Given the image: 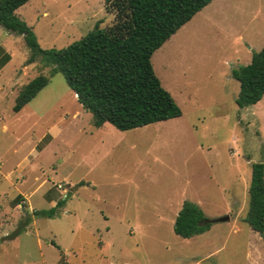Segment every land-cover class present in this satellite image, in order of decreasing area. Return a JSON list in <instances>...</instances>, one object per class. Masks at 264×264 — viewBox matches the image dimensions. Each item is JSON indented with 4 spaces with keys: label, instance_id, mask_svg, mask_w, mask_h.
Listing matches in <instances>:
<instances>
[{
    "label": "rangeland",
    "instance_id": "374dc122",
    "mask_svg": "<svg viewBox=\"0 0 264 264\" xmlns=\"http://www.w3.org/2000/svg\"><path fill=\"white\" fill-rule=\"evenodd\" d=\"M16 13L44 48L114 16L104 0H29ZM0 45V264H264V236L242 220L251 163L264 162V94L239 107L231 74L264 46V0H212L158 47L153 70L182 113L129 130L95 127L61 73L26 62L21 34L0 25ZM38 74L48 83L14 111ZM184 200L228 219L181 237Z\"/></svg>",
    "mask_w": 264,
    "mask_h": 264
},
{
    "label": "trees",
    "instance_id": "16d2710c",
    "mask_svg": "<svg viewBox=\"0 0 264 264\" xmlns=\"http://www.w3.org/2000/svg\"><path fill=\"white\" fill-rule=\"evenodd\" d=\"M28 1L0 0V25L23 36L30 49L27 63L39 60L50 67L51 75H63L95 127L107 122L119 130H129L181 115L180 107L155 74L151 56L211 0H104L106 9L114 14L112 22L104 27L96 23L60 48L40 46L32 28L18 16L16 10ZM8 60L0 45V68ZM231 74L239 82L235 98L239 107L260 100L264 94V46ZM48 81L44 74L31 78L17 92L12 109L19 111ZM247 194L242 220L264 236V162L251 163ZM61 203L62 199L34 214L52 216ZM209 219L196 203L184 200L173 231L190 237L208 229Z\"/></svg>",
    "mask_w": 264,
    "mask_h": 264
},
{
    "label": "water",
    "instance_id": "95a60500",
    "mask_svg": "<svg viewBox=\"0 0 264 264\" xmlns=\"http://www.w3.org/2000/svg\"><path fill=\"white\" fill-rule=\"evenodd\" d=\"M228 219V216L227 215H225V216H222V217H220V218H210L209 219V221L210 222H214V221H223V220H227Z\"/></svg>",
    "mask_w": 264,
    "mask_h": 264
},
{
    "label": "crops",
    "instance_id": "0c3cea01",
    "mask_svg": "<svg viewBox=\"0 0 264 264\" xmlns=\"http://www.w3.org/2000/svg\"><path fill=\"white\" fill-rule=\"evenodd\" d=\"M211 1H212V0H211ZM211 1H210V2H211ZM199 11H200V10H199Z\"/></svg>",
    "mask_w": 264,
    "mask_h": 264
}]
</instances>
